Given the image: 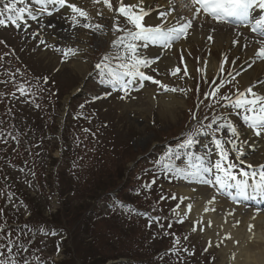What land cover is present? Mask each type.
Segmentation results:
<instances>
[{
	"label": "rangeland",
	"instance_id": "374dc122",
	"mask_svg": "<svg viewBox=\"0 0 264 264\" xmlns=\"http://www.w3.org/2000/svg\"><path fill=\"white\" fill-rule=\"evenodd\" d=\"M76 1L83 8L87 0ZM112 3L115 9L117 0ZM24 6L32 8L36 20L26 15V23L20 28L11 24L0 26V224L9 227L8 233H2L0 228V244L12 247L21 264L25 260L28 264H90L85 262L86 258H92L87 252L88 238L85 234L77 235L78 221L73 225L81 204L89 201L91 208L105 215L108 224L117 230L112 233V238L108 234L102 236L101 240L108 246L102 253L107 258L99 256L95 259L96 264H151L149 259H140L143 249H148V253L142 256H154L158 264H227L231 260L234 264H244V256L237 255L241 254V249L235 250L236 243L225 256L223 244L226 238L213 243L205 235L206 222L200 225L196 214L192 217L186 212H177L187 201L176 208L179 197H182L183 178L156 164L168 148L176 150L187 133L195 132L201 124L207 125L213 116L238 119L239 127L247 129L242 116L231 107H222L226 102L216 104L210 97L204 99L209 90H206L201 61L210 55L221 59L225 52L218 48L209 50L207 45L189 41L187 51L179 49L173 55L175 64L168 73L153 71V61L150 68L142 69L154 80L177 91H164L153 81L151 86L157 92L151 88L145 91L142 86H133L131 82L127 96L122 99L124 92L101 84V75L95 65L104 55L117 54L112 41L123 33L116 32V26L122 29L132 27L125 17L118 12L109 16L97 11L89 15L88 20L79 16L73 20L72 12L56 5H38L35 0H26ZM42 7L47 11H40ZM85 23L92 27H83ZM96 25L102 27L96 28ZM178 42L174 41L169 49ZM66 48L77 50L76 55L65 60L62 50ZM139 53H144L140 46ZM199 53L200 61L197 59ZM120 55H124L122 48ZM229 59L230 62L237 61L235 56ZM242 61L238 59L239 65ZM186 62L188 75L185 76ZM111 63L115 66L118 61L113 59ZM234 63H229L227 71L220 74L214 85L213 78H209L213 87L223 82L216 99L221 95L235 98L239 88L227 83ZM253 66V63L249 64V68ZM176 67L181 71L173 76L171 72ZM21 85L24 86L23 94L19 90ZM72 94L76 96L72 98ZM201 100L205 105L213 106L202 107ZM54 106H57L56 110ZM196 110V120H193ZM68 117L71 123L67 121ZM66 122L72 125L70 139L75 143V137H82L76 144L79 151L91 160L68 159L79 151L69 155L72 153L71 142L62 138ZM223 137V133H217V138ZM195 140L190 149L179 150V157H173L175 167L186 168L195 162L194 156L206 157L212 163L220 159L219 149L209 132L200 133ZM226 147L230 149L231 145ZM263 151L262 147L253 149L244 159L245 165L240 167L246 169L247 164H264ZM17 152L18 158L12 160ZM64 153L68 154L66 159L62 158ZM236 155L231 152L230 159L234 160ZM234 162L239 164V161ZM73 163H78L77 168L63 179L65 192L60 195L59 188L52 186L50 175ZM95 164L105 166L111 172L108 180L112 186L107 189L119 188L123 183L127 185L97 201L83 199L80 195L84 189L77 188L74 182L80 184L83 179L86 171L82 167ZM149 184L150 188L144 187ZM102 189L98 188V191ZM90 191L85 197L91 195ZM172 195L178 199H171ZM33 212L39 217L38 224L31 222L25 230L16 229L23 224L13 223H25ZM253 216L243 214L239 225L236 222L235 225L249 230L250 222L245 225L242 222ZM233 220V217L228 219L230 223ZM133 236H137L133 244L135 248L127 246L125 253L119 252L122 247L117 241L130 239L133 242ZM99 242L97 239L96 246ZM0 251L5 252V259L13 255L6 249Z\"/></svg>",
	"mask_w": 264,
	"mask_h": 264
},
{
	"label": "snow or ice",
	"instance_id": "6c2138e0",
	"mask_svg": "<svg viewBox=\"0 0 264 264\" xmlns=\"http://www.w3.org/2000/svg\"><path fill=\"white\" fill-rule=\"evenodd\" d=\"M95 4H102L110 12L115 10L120 16L125 17L127 24L132 25L129 29L127 27L120 28L116 26V32H122L123 35L118 36L112 41V45L117 49L115 56L104 55L102 60L95 65V68L99 70L101 75V84L107 85L112 89L124 92L125 98L128 94L129 85L133 80L137 78L140 81H153V83L160 86L164 91L175 92L178 89L170 88L167 84L162 83L159 80H154L150 75H147L142 69L151 67L152 61L147 58H143L138 54V41L144 42L146 47L148 43L154 45H162L164 48H170L172 43L181 37L187 38L189 29L192 27V19H186L182 15L177 14L172 19L174 23H168L167 18L172 15V12L176 11L175 0H168L169 8H165L159 11L157 17H150V13L153 11L151 3H145V0H138L137 3H132L131 0H117V6L114 9L112 0H91ZM26 0H0V26H8L9 24L20 28L22 23H26L25 16L32 20H36L37 17L34 14L32 8L24 6ZM38 5H59L60 8L70 9L73 15V20L77 16L84 20L89 19V14L86 10L78 7L75 3L69 2V0H35ZM195 7V14H199L201 10L206 16L211 17L214 21L227 23L232 21L239 25L249 26L251 25V31L257 33L258 36L264 37V17L250 21L251 11L253 8L264 9V0H192ZM188 7L187 4L183 5ZM157 5V8H160ZM40 11H47L46 7H42ZM102 14V13H98ZM48 15H52L48 12ZM150 17L151 22L145 18ZM194 18V17H193ZM162 19L164 22H162ZM85 28L92 27L90 24L85 23ZM96 28H101V25H96ZM212 40V37H208ZM43 43V41H41ZM236 43V41H233ZM255 44L258 48H254V55L258 58L264 59V39L255 40ZM245 47L248 45L245 44ZM123 49L124 55H120V49ZM61 51V49H56ZM63 56L66 60L69 56L76 55L77 50L72 48L63 49ZM115 59L118 61L115 66L111 61ZM230 63L225 57L224 62L219 65V72L226 71L225 64ZM231 63H234L231 62ZM155 71V69H152ZM181 69L176 67L172 70L171 74L175 76ZM206 71V69H205ZM184 75H188L187 66L184 67ZM230 75V74H229ZM130 78V79H125ZM47 82V78H44ZM207 82V81H206ZM215 84V81H212ZM223 87V82L213 89L211 92L205 93V99L212 97L216 104H220L221 101L226 103L222 104V107H231L236 111L237 115L242 116L243 124L246 126L250 135L260 137L264 139V93H258L253 91L255 85L245 88L243 91L237 90L235 98L228 95H221L216 99L217 93L220 88ZM19 90L23 94L24 86L21 85ZM183 91V89H179ZM200 103H204L203 100ZM211 108L212 104L205 105ZM193 120H196V116L193 115ZM204 119L207 120L208 116L205 115ZM219 121V122H218ZM213 125H216L214 128ZM87 131V130H86ZM209 132L215 141L216 147L219 149L220 159L214 163L210 162L206 157L194 156L195 162L190 163L186 168L175 167L172 163V159L175 156L179 157V150L190 149L195 143V137L200 133ZM217 133H223V139L217 138ZM242 132L234 125L233 121L226 119L225 117L213 116L211 121L207 125L201 124L200 128H197L195 132H189L186 138L183 139L178 145L177 149L168 148L167 151L160 157L156 164H158L163 170L169 173H175L177 177H181L189 182H194L199 185H206L209 187H215L218 190L232 189L235 190L234 194L229 193L231 199L236 201L241 197L249 196V189L251 188L254 193L264 195V164L253 166L247 164L246 169L240 167L245 165V160L241 159L244 156V146L248 142V138L241 139ZM226 145H231V148H227ZM235 152L237 155L234 160L239 161V164L230 159V153ZM155 183V180L152 181ZM144 187L150 188L151 184ZM195 191V189H193ZM163 199V197H161ZM171 199H178L177 196L172 195ZM189 197H179L180 203L176 205V208H180V204ZM215 196L207 201V204L211 205L215 202ZM121 207H126L121 205ZM187 210L190 212L192 204H188ZM215 211V208H205L204 211ZM130 211H134L131 210ZM175 211V209L173 210ZM258 214V213H257ZM231 215V213H230ZM255 218V217H253ZM227 222V221H225ZM239 221H236V225H239ZM211 226V222L208 223ZM254 225L248 226L249 231H252ZM196 229L194 228L193 231ZM226 239H231L228 235ZM235 243H239L236 241ZM211 242L209 247H211ZM219 245H217L218 247ZM0 249H6L7 253L13 254L14 250L7 244H0ZM5 252L0 251V264H21L19 260L15 258V254L10 255L8 259L4 258ZM233 258H235L233 256ZM23 264H28L25 260Z\"/></svg>",
	"mask_w": 264,
	"mask_h": 264
},
{
	"label": "bare ground",
	"instance_id": "6f19581e",
	"mask_svg": "<svg viewBox=\"0 0 264 264\" xmlns=\"http://www.w3.org/2000/svg\"><path fill=\"white\" fill-rule=\"evenodd\" d=\"M71 3H75L77 6L81 7V4L76 0H69ZM132 3H137L138 0H131ZM145 3H151L153 6L160 5V8L153 9L150 13V17H157L159 11L169 8L168 0H145ZM176 3V11L172 12V15L167 18L168 23H174L175 21L172 19L173 16H177V14L182 15L186 19H192V27L189 29V34L187 38L181 37L179 39L178 44L171 49L164 48L162 45H154L148 43L147 46H144V42L138 41V45L144 49V53H139V55L143 58H147L153 61L154 69H157L158 73L165 72L168 73L174 66V56L179 49L188 50L189 47L186 45L189 41L191 44L198 43L200 46L207 45L209 50H215L216 48L221 49L224 53L223 58L216 59L212 55L205 57L203 61H201L203 76L206 79V85L210 81L209 78L214 77L219 71V65L224 62L225 57L230 62V57L235 56L237 58L236 63H234L231 68L230 79L227 82L233 83L235 88H239V90L243 91L245 88L255 85L253 91L258 93H264V59L258 58L254 55V48H258L259 46L255 44V40L260 39L257 36L252 35L251 25L244 26L239 25L240 29H235L232 27H228L222 23L214 21L211 17L206 16L203 13V10L199 14H195V7L198 5L190 7H184V4H187V0H175ZM84 5V4H83ZM83 7L84 10L88 12L89 15L94 14L97 11L105 13L109 16H113L116 14V11L110 12L105 6L102 4H93L91 0H87ZM66 11H70L65 7ZM264 9H260L258 7L253 8V16L251 18V22H254L257 19H260L262 16V11ZM150 17H146L145 19L151 22ZM194 17V18H193ZM162 22L163 19H162ZM211 36L212 40H209L208 37ZM236 41V43H233ZM248 46L245 47L244 45ZM156 58H158L156 60ZM243 59V63L239 65L238 59ZM197 59L200 61L201 55L197 54ZM258 63L256 64V62ZM231 63V62H230ZM254 64L252 68H249V64ZM188 65L186 62L184 66ZM229 63L225 64V69L229 67ZM188 68V66H187ZM206 69V71H205ZM222 74L219 72V75ZM133 86L140 85V80L137 78L132 81ZM151 81H146L144 83V90L151 88L153 92H157L155 87H152ZM234 125L242 132L241 139L245 137L248 138L247 144L244 146V156L241 159L247 158L253 149L262 147L264 149V140L262 138L255 137L250 135L247 129H241L239 127L240 122L238 119H231ZM264 156V151H263ZM181 193L182 197H189L186 199V205L184 208H180L177 212L181 214L186 212L189 215L196 214L197 223L200 225L202 223H207L205 226V235L210 239L213 238L216 243L217 240L225 238L230 235L231 239H227L224 241L223 252L225 256H228V251L231 246L235 244L236 241V249H241V254L238 253L239 256H244V264H264V195H260L258 193H254L253 190L249 189L248 197L238 198L236 201H233L229 195V193L235 192V190L227 189L224 192L228 194V197L223 193H219L217 188L209 187L206 185H199L194 182H189L188 180L183 179L181 182ZM195 189V191H193ZM204 194V195H203ZM213 196H215V202L211 205L207 204V201L210 200ZM192 204V209L189 212L187 210V205ZM246 204L253 205L254 207L248 208ZM215 208V211H207L205 212V208ZM261 208V209H260ZM231 213V215H230ZM254 215L251 219H245L242 223L243 225L250 222V224L254 225L252 231L246 230L245 228H239L235 225L236 221L241 219V216L244 214ZM258 213V214H257ZM233 217V222H229L228 219ZM243 218V217H242ZM227 221V222H225ZM211 222V226H208V223ZM249 224V225H250ZM209 227V229H208ZM256 231H253V230ZM243 241L244 243H240ZM233 244V245H232ZM242 245V248L240 247ZM240 247V248H239ZM235 250L232 253L235 255ZM233 255V256H234ZM224 256V257H225ZM232 256V257H233ZM234 260H231L227 264H234Z\"/></svg>",
	"mask_w": 264,
	"mask_h": 264
},
{
	"label": "trees",
	"instance_id": "16d2710c",
	"mask_svg": "<svg viewBox=\"0 0 264 264\" xmlns=\"http://www.w3.org/2000/svg\"><path fill=\"white\" fill-rule=\"evenodd\" d=\"M54 109L56 110L57 109V106H54ZM50 123V121H49ZM48 123V124H49ZM25 123H22V126H24ZM72 125H68L66 126L65 128V131H64V134L62 135L63 136V139L65 140H70V137H71V128ZM23 139V138H22ZM82 137H75V143L72 141V147H71V155L74 153V152H77L79 151V148L77 146V140H80L81 141ZM68 152V151H67ZM19 152L15 153L12 157V160H16L18 157ZM7 156V155H6ZM68 156L67 153H64L63 154V158L66 159ZM76 158V159H88L87 156H85L84 154L81 153V151H79L76 155L70 157L71 160H74L72 158ZM88 160H91V159H88ZM78 163H73L69 168H66V167H60L55 173L51 174L50 175V180H51V184L52 186L56 187V188H59V194L62 195L64 194L63 192V189H62V186H63V179L65 178V176L68 174V173H72L73 169H76V165ZM117 167V166H116ZM83 170H85V174L83 177L82 180H80V184H77L74 182V185L77 187V188H82L84 189V191L82 192V194L80 195L83 199H92V200H97L99 197H101L103 194H106V193H109L111 191H114L116 189L118 190H121L122 188H124V186L126 184H121L119 188H114L113 190L111 189H107L109 188L110 186H112V184L109 183V180H108V177L109 175L111 174L110 170L107 168V167H101L99 165H93V166H84L82 167ZM69 181L72 180V179H68ZM98 188H103L102 190L98 191ZM93 190V193L91 191ZM67 191V190H66ZM91 193L90 196L88 197H85V193ZM103 191H105L103 194H101ZM88 203H84L81 204V210L77 213L76 211L79 210V208L75 209L76 211H73L74 214L77 213V218L75 219L73 225L75 224L76 221H78V225H79V229L77 230V228H75L77 231V235H80L82 236V234H85V236H87V238L89 237H92V242H85L87 243V246H88V250L87 252L90 253L92 255V258L91 259H88L86 258L85 262H90V264H96V260L95 259H99V256L101 257H106L104 253H102L99 250V248L97 246H94V240L97 239V235L98 237L101 236V235H104V234H108L110 232H116L117 230L115 229V227L113 225H110L108 224V219H106L105 216H102L100 213H96L95 214H92L91 211H93L94 209H91V203L89 201H87ZM72 213V215H73ZM37 217L36 213L33 214V217H32V221L35 220ZM99 224H103L102 227H99ZM106 226V227H104ZM105 229V230H104ZM76 235V236H77ZM78 237V236H77ZM79 242H83V241H80L78 240ZM89 255V254H87ZM85 256V255H84ZM107 258V257H106ZM94 260L93 262H91V260Z\"/></svg>",
	"mask_w": 264,
	"mask_h": 264
}]
</instances>
